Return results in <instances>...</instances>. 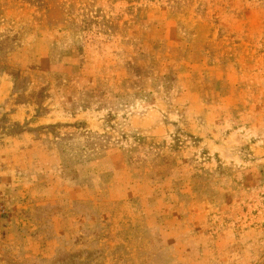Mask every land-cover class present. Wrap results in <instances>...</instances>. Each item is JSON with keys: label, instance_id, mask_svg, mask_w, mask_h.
Returning a JSON list of instances; mask_svg holds the SVG:
<instances>
[{"label": "rangeland", "instance_id": "obj_1", "mask_svg": "<svg viewBox=\"0 0 264 264\" xmlns=\"http://www.w3.org/2000/svg\"><path fill=\"white\" fill-rule=\"evenodd\" d=\"M0 264H264V0H0Z\"/></svg>", "mask_w": 264, "mask_h": 264}]
</instances>
